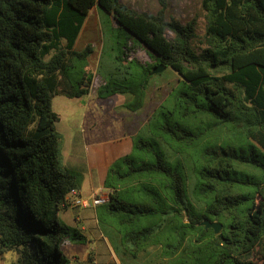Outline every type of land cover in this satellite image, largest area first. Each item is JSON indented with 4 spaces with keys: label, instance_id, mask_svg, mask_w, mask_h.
<instances>
[{
    "label": "trees",
    "instance_id": "1",
    "mask_svg": "<svg viewBox=\"0 0 264 264\" xmlns=\"http://www.w3.org/2000/svg\"><path fill=\"white\" fill-rule=\"evenodd\" d=\"M156 1L138 12L121 0H0V256L70 264L61 246L86 242L57 214L84 176L60 163L54 97L119 95L135 112L162 64L179 85L109 165L98 225L145 264H264V0H201L199 44L197 18L182 23ZM93 8L117 31L98 81L93 46L75 50Z\"/></svg>",
    "mask_w": 264,
    "mask_h": 264
},
{
    "label": "rangeland",
    "instance_id": "2",
    "mask_svg": "<svg viewBox=\"0 0 264 264\" xmlns=\"http://www.w3.org/2000/svg\"><path fill=\"white\" fill-rule=\"evenodd\" d=\"M121 1L138 12H154L158 8L156 0ZM200 2L201 0H168L167 16L182 23L194 17L197 18L198 40L195 44L203 40L205 33V12ZM85 24L76 41L75 50L80 51L87 44L93 46L94 52L89 58L88 70L95 74V80L98 81L100 78L96 70L99 62L102 73L111 70L113 65L109 51L110 42L102 51L103 41L117 31L113 29L115 24L113 19L97 8L91 10ZM167 36L172 35L167 33ZM136 57L142 62H150L144 50H139ZM178 85L179 76L169 68L154 74L147 87L144 104L135 112L121 107L127 97L119 95L114 96L120 98L119 103L113 97L98 99L94 91L81 98L54 97L52 110L59 118L55 124V130L60 138L59 159L62 167L84 172L85 167L80 162L84 154L83 150L96 149L102 144L105 146L106 143L107 146L117 139L129 138L130 135L139 133L154 110L169 100L171 93ZM83 135L84 138H82ZM82 139L85 144L89 143V148L84 149V146L82 148ZM73 158L77 164L70 162ZM97 189H99L98 180H95L93 188L86 180L82 186V200L89 201L88 203L91 204V198L88 197L91 193L98 192ZM106 193L104 190L96 195ZM70 200L74 202V206L60 208L57 212L58 217L69 227L78 229L86 238L84 244L67 243L61 246L60 249L69 259L70 264H145L150 259L148 256H141L137 260L126 257L117 239L98 225L96 210L91 206L81 207L77 198ZM18 257L15 252L3 254L0 256V264H15Z\"/></svg>",
    "mask_w": 264,
    "mask_h": 264
},
{
    "label": "crops",
    "instance_id": "3",
    "mask_svg": "<svg viewBox=\"0 0 264 264\" xmlns=\"http://www.w3.org/2000/svg\"><path fill=\"white\" fill-rule=\"evenodd\" d=\"M85 23H86V21H85ZM113 98L116 99V101L118 103L121 101L120 98H116V97H113ZM132 136H133V134L130 135L129 138L117 139V140H115V142H111L110 145H107V146H106V144H107L106 143L105 146L102 144V145L98 146V148H96V149L83 150L84 154H83V157L80 161L82 163L81 165H84V167H85V171L80 172L84 176L83 184L85 183L86 180L89 181L92 188L95 185V180H98V184H99V189H97L98 192L91 193L90 197H88V198H91V196L94 194H98L100 191H104L102 189V184H103V181H104V178H105V175H106V172H107L109 165L115 159H117L123 155H126L130 152L131 144H132L131 143V137ZM82 138H84V135L82 136ZM82 141H83L82 148H83V146H84V149L89 148V146H90L89 143L85 144L84 143L85 141L83 139H82ZM70 162L72 164H77L75 161V158L71 159ZM64 168H66V167H64ZM71 168H74V167L71 166ZM70 170H72V169H70ZM83 184H82V186H83ZM81 197H82V188L78 192L77 197H69V199L77 198V199H81V201H85V200H82ZM91 208H93V207H91ZM93 209H95V208H93Z\"/></svg>",
    "mask_w": 264,
    "mask_h": 264
},
{
    "label": "built area",
    "instance_id": "4",
    "mask_svg": "<svg viewBox=\"0 0 264 264\" xmlns=\"http://www.w3.org/2000/svg\"><path fill=\"white\" fill-rule=\"evenodd\" d=\"M78 192L76 191H72L70 192L68 199H67V204L68 206H74V202L69 199V197H77ZM107 200V193L106 194H101V195H92L91 196V204H89V201H81V199H79V203L81 205V207L83 208H87L89 206L95 208L99 205H101L102 203H104Z\"/></svg>",
    "mask_w": 264,
    "mask_h": 264
},
{
    "label": "water",
    "instance_id": "5",
    "mask_svg": "<svg viewBox=\"0 0 264 264\" xmlns=\"http://www.w3.org/2000/svg\"><path fill=\"white\" fill-rule=\"evenodd\" d=\"M165 69L164 65L159 64L158 66L154 67L150 74L154 75L157 73H160L161 71H163ZM201 226H203L205 229H212L214 234H218L221 230V225L215 222H210L208 220L203 221L202 223H200Z\"/></svg>",
    "mask_w": 264,
    "mask_h": 264
}]
</instances>
